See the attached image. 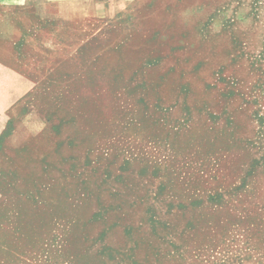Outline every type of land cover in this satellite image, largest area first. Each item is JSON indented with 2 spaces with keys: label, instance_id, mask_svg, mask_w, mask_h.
Wrapping results in <instances>:
<instances>
[{
  "label": "rangeland",
  "instance_id": "rangeland-1",
  "mask_svg": "<svg viewBox=\"0 0 264 264\" xmlns=\"http://www.w3.org/2000/svg\"><path fill=\"white\" fill-rule=\"evenodd\" d=\"M100 1L0 10V264H264V0Z\"/></svg>",
  "mask_w": 264,
  "mask_h": 264
},
{
  "label": "crops",
  "instance_id": "crops-1",
  "mask_svg": "<svg viewBox=\"0 0 264 264\" xmlns=\"http://www.w3.org/2000/svg\"><path fill=\"white\" fill-rule=\"evenodd\" d=\"M73 2L76 4L74 6H72L70 10L75 11V12H80L77 13L78 15L74 14L73 16H88L90 13H86L85 11L87 10H113L115 7L113 5V2L110 1L109 3H102L100 0H0V10L4 9V6L8 5V4H19V5H25V6H30L32 8H34V10L39 11L40 16H55L53 14H43L41 13V10L46 7L47 5L50 4H56L58 2ZM85 2V3H84ZM76 8L81 9V11H76ZM57 12H56V16H57ZM0 16H1V12H0ZM71 16V17H73ZM71 17H67V18H71ZM7 19L0 17V21H5ZM5 58V54H0V73H5L7 68L5 67L4 61L2 59ZM20 85V83H19ZM15 135V130L10 132L7 135V139H10L11 137H13ZM17 146V145H14Z\"/></svg>",
  "mask_w": 264,
  "mask_h": 264
}]
</instances>
